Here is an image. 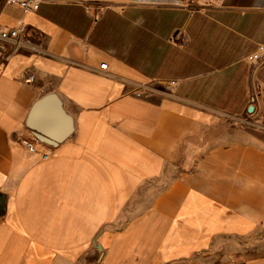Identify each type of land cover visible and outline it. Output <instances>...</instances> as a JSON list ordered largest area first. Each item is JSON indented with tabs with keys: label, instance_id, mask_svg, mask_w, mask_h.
Wrapping results in <instances>:
<instances>
[{
	"label": "crops",
	"instance_id": "obj_1",
	"mask_svg": "<svg viewBox=\"0 0 264 264\" xmlns=\"http://www.w3.org/2000/svg\"><path fill=\"white\" fill-rule=\"evenodd\" d=\"M21 23L30 48L0 43V264H264V138L231 122L264 117V0H0ZM50 93L73 133L32 152Z\"/></svg>",
	"mask_w": 264,
	"mask_h": 264
},
{
	"label": "water",
	"instance_id": "obj_2",
	"mask_svg": "<svg viewBox=\"0 0 264 264\" xmlns=\"http://www.w3.org/2000/svg\"><path fill=\"white\" fill-rule=\"evenodd\" d=\"M255 107L247 108L252 113ZM27 127L33 137L49 147H57L73 133V119L63 109L62 102L55 93L38 99L27 117Z\"/></svg>",
	"mask_w": 264,
	"mask_h": 264
},
{
	"label": "built area",
	"instance_id": "obj_3",
	"mask_svg": "<svg viewBox=\"0 0 264 264\" xmlns=\"http://www.w3.org/2000/svg\"><path fill=\"white\" fill-rule=\"evenodd\" d=\"M43 0H5L6 4L16 5L20 7L23 13L31 11H38ZM26 26L21 23L15 28L5 29L0 27V43L9 42L15 47L23 49L30 48L32 46L31 39L25 34ZM248 62L257 65L264 64V46H261L258 50L248 56ZM107 64L102 63L101 68H106ZM33 76L29 77V81L33 80ZM176 81H169L165 84L167 90H172L175 87ZM39 141L24 139L23 144L32 152L38 151ZM50 153L48 151L42 152L44 159L48 158Z\"/></svg>",
	"mask_w": 264,
	"mask_h": 264
},
{
	"label": "rangeland",
	"instance_id": "obj_4",
	"mask_svg": "<svg viewBox=\"0 0 264 264\" xmlns=\"http://www.w3.org/2000/svg\"><path fill=\"white\" fill-rule=\"evenodd\" d=\"M260 67H262V65ZM259 69H260L259 74L264 72V68H259ZM252 115H253V113H245L243 118L240 117V119H239L238 117H236V119H234L235 121H233L231 119L233 127L235 129L236 128H242L245 131H247V133H251V134L256 133L259 136L264 138V117L262 119V123L260 124L259 122L256 121V119L252 118ZM263 116H264V114H263ZM235 122H237L238 124ZM240 126H242V127H240Z\"/></svg>",
	"mask_w": 264,
	"mask_h": 264
}]
</instances>
